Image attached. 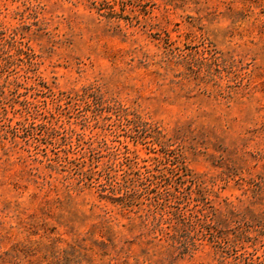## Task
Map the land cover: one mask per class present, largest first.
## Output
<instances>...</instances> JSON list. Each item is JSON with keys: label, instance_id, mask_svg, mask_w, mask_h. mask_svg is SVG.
I'll list each match as a JSON object with an SVG mask.
<instances>
[{"label": "rangeland", "instance_id": "1", "mask_svg": "<svg viewBox=\"0 0 264 264\" xmlns=\"http://www.w3.org/2000/svg\"><path fill=\"white\" fill-rule=\"evenodd\" d=\"M162 145L264 264V0H0V264H234L154 239Z\"/></svg>", "mask_w": 264, "mask_h": 264}, {"label": "trees", "instance_id": "2", "mask_svg": "<svg viewBox=\"0 0 264 264\" xmlns=\"http://www.w3.org/2000/svg\"><path fill=\"white\" fill-rule=\"evenodd\" d=\"M167 148L162 145L159 150L165 167L155 174L138 175L137 178L139 183L148 182L141 191L153 193L154 207L160 212L159 221L166 225L165 228H155L157 235L154 239L159 243L170 241L172 255L175 253L176 257H192L204 246H209L221 263L233 259L234 264H241L243 253L239 251L243 247L238 240L219 235L229 217H241V214L229 210L228 215H220L217 209L208 206L200 178L187 167L182 154Z\"/></svg>", "mask_w": 264, "mask_h": 264}]
</instances>
